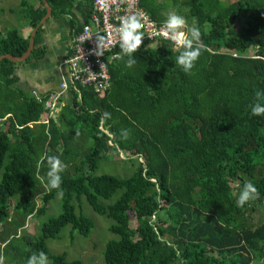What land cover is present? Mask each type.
I'll list each match as a JSON object with an SVG mask.
<instances>
[{
  "label": "trees",
  "instance_id": "16d2710c",
  "mask_svg": "<svg viewBox=\"0 0 264 264\" xmlns=\"http://www.w3.org/2000/svg\"><path fill=\"white\" fill-rule=\"evenodd\" d=\"M38 1L37 9L21 2L32 29L47 14L44 0ZM47 1L56 18L78 7V0ZM178 2L141 5L163 23ZM182 4L189 27L201 31L200 56L190 72L176 64L180 48L173 44L142 45L131 67L127 57L109 63L111 86L104 97L91 87L71 90L45 121L44 103L56 91L37 97L16 87L15 64L0 62L2 264L8 258L26 264L41 251L49 264H83L54 254L48 242L68 227L90 236L95 222L85 215L86 203L112 221L109 230L118 236L106 244V264H264V218H253L264 205V115L251 113L256 92L264 90V0ZM86 8L89 24L92 6ZM236 22L244 23L238 32ZM73 23L77 34L82 27ZM5 35L0 32V56L22 57L30 40L15 27ZM33 56L41 54L34 48ZM105 112L110 116L102 123ZM111 152L134 173L97 175ZM45 155L65 164L59 189L39 178L47 171ZM246 181L259 195L239 207ZM58 196L61 213L40 223L37 235L25 232L28 220L45 215Z\"/></svg>",
  "mask_w": 264,
  "mask_h": 264
},
{
  "label": "built area",
  "instance_id": "2783aa9c",
  "mask_svg": "<svg viewBox=\"0 0 264 264\" xmlns=\"http://www.w3.org/2000/svg\"><path fill=\"white\" fill-rule=\"evenodd\" d=\"M141 0H92L93 14L96 26L101 27V31L91 32L89 27L85 28L84 33H80L73 41L71 54L64 61V66L68 67V80H64L60 89L52 93L44 103L48 111V117H53L62 95L73 87L76 91L79 85L92 88L99 97H104L108 91L109 82V63L119 58L120 49L118 45L117 28L120 18L128 14H144L141 31L145 36L142 37V45H155L164 40H169L159 34L162 26L151 19L150 15L140 7ZM186 33L185 27L181 29ZM98 36H104L105 40L99 44ZM171 42V41H169ZM172 43V42H171ZM175 49L179 47L174 46ZM47 117V118H48Z\"/></svg>",
  "mask_w": 264,
  "mask_h": 264
},
{
  "label": "clouds",
  "instance_id": "9594fccd",
  "mask_svg": "<svg viewBox=\"0 0 264 264\" xmlns=\"http://www.w3.org/2000/svg\"><path fill=\"white\" fill-rule=\"evenodd\" d=\"M143 20V13L128 14L120 18V24L117 28L119 55L121 58L127 57L125 63L128 67L136 63L134 54L142 44V37L145 36L144 32L141 31L144 27ZM185 25L186 19L184 16L170 12L164 20L159 34L169 39L174 46L180 48L175 62L184 72H190L200 56L199 41L201 31L194 24L185 33L181 31ZM97 39L103 42L105 37L98 36ZM194 42L196 43L195 47L193 46ZM256 97L257 100L251 105V113L253 115H264V104L259 102L260 98L264 97V90L257 91ZM109 116L110 113L105 112L101 117V122L103 123L104 119ZM122 134L126 138L128 135L127 130H123ZM42 159L47 161V171L39 177L40 180L49 189H59L62 183L61 173L65 168V164L55 155H45ZM258 195L255 184L251 181H246L239 192L236 204L239 207H243L247 201L256 198ZM0 264H2V260H0ZM26 264H49L48 256L43 251L33 253L27 258Z\"/></svg>",
  "mask_w": 264,
  "mask_h": 264
},
{
  "label": "crops",
  "instance_id": "0c3cea01",
  "mask_svg": "<svg viewBox=\"0 0 264 264\" xmlns=\"http://www.w3.org/2000/svg\"><path fill=\"white\" fill-rule=\"evenodd\" d=\"M3 1L4 0H0V32H2V36L5 37V30H9L7 29L8 26L5 22V16L7 14L13 15L16 8L14 9L9 5L6 6L5 4H1ZM171 1L172 0H169V2ZM21 2L22 0L18 2L21 8L20 10L23 9ZM44 2L45 0L43 1L45 6ZM158 2L161 3L163 0H158ZM31 3H34L33 6H35L36 9L40 7L38 0H31ZM76 5L78 7L73 10V15L71 13V15L57 18L51 16L41 26L40 23L39 27H37L38 31L40 30L39 36L38 31L34 33L36 28L32 29L29 26V22L24 19L26 25L20 27V34L22 37L29 40H31V37L34 35V48L41 56L39 58L35 56L31 57V53L29 56V58L31 57L30 60L28 58L20 63L13 62L18 77L16 87L28 92H33L37 96H47L49 93L57 91L60 84L68 78V72L63 61L70 55V43L76 33V26L73 20L78 22L77 26L80 28L84 25H88L84 22L83 12H86V7H91V1L78 0ZM140 7L144 9L141 3ZM144 10L146 11V9ZM67 93L68 92H65L64 95Z\"/></svg>",
  "mask_w": 264,
  "mask_h": 264
},
{
  "label": "rangeland",
  "instance_id": "374dc122",
  "mask_svg": "<svg viewBox=\"0 0 264 264\" xmlns=\"http://www.w3.org/2000/svg\"><path fill=\"white\" fill-rule=\"evenodd\" d=\"M169 1V0H168ZM186 0H179V2L175 6H171L166 13L175 12L179 15L184 16L186 12V8L183 7V2ZM232 2L236 0H231ZM19 0H4L1 4L9 5L12 8H16V11L13 15H6L5 22L8 26L7 29L18 28L21 31V26L26 25L22 17V10L18 4ZM30 5L31 0H28ZM1 18V16H0ZM189 23L186 20L185 28H189ZM237 32L243 28V22H236ZM207 29H209L207 27ZM252 55L255 54L254 51L251 52ZM48 111L44 106V114L42 116L43 121L47 120ZM7 127L4 128L6 130ZM114 154L111 152L110 157L107 160H104L100 163L99 169L97 170V175H112L116 177H127L134 173L133 167L130 163H126L123 159H117ZM123 158V157H122ZM1 177V175H0ZM235 187L234 184H232ZM62 198L58 196L47 206V213L43 216L37 217L34 216L30 218L27 222V226L25 228V232L31 235H37L40 229V223L47 222L50 217H55L59 215L62 211L61 208ZM41 202L39 201V206H41ZM85 215L89 218L93 219L95 222V228L91 232L89 237H84L76 232V234L71 233V228L68 227L63 231L61 236L58 239L50 240L48 242V246L51 252L54 254H62L67 253L69 260L79 259L83 262V264H106L103 258V252L105 250L106 244L112 240L117 239L118 236L114 235L110 232L109 228L112 224L108 218L104 216H100L96 214L93 209L86 203L84 204ZM255 221H260L264 218V205L256 214L253 216ZM137 222L132 219L131 227L136 228ZM0 230H2V226L0 225ZM3 264H13L12 258H8L4 261Z\"/></svg>",
  "mask_w": 264,
  "mask_h": 264
},
{
  "label": "bare ground",
  "instance_id": "6f19581e",
  "mask_svg": "<svg viewBox=\"0 0 264 264\" xmlns=\"http://www.w3.org/2000/svg\"><path fill=\"white\" fill-rule=\"evenodd\" d=\"M91 1V6H92V0H90ZM142 1V0H141ZM141 1H140V3H141ZM148 13V12H147ZM92 14H93V6H92ZM151 17V16H150ZM151 19L154 21V19L151 17ZM156 24H157V26H162L163 25V23H158V22H156V21H154ZM39 26V25H38ZM86 27H89L90 28V30H91V32H98V31H101V27H97L96 26V23H95V21H94V19L92 18V15H91V17H90V23L88 24V25H84V26H82V29H81V31L79 32V33H77V34H75L74 35V37L72 38V41H71V43H70V49H69V54H71V46H72V44H73V41H74V39L80 34V33H84V31H85V28ZM186 30H187V28H185ZM188 32V30L186 31V33ZM165 42H169L170 40H164ZM99 44H101V43H103V42H98ZM169 43H171V42H169ZM172 44V43H171ZM68 57V56H67ZM67 57L65 58V60L67 59ZM121 57V56H120ZM116 59H118V58H116ZM115 59V60H116ZM64 60V61H65ZM64 61H63V64H64ZM112 62V61H111ZM110 62V63H111ZM66 68H68L67 66H66ZM109 73H110V71H109ZM109 77H110V79H109V82H110V85H109V88H110V86H111V75H109ZM68 78H69V76H68ZM68 78L67 79H65V80H68ZM62 84V83H61ZM60 84V85H61ZM81 87H87V86H84V85H79L78 86V88H77V91L73 88V87H70L66 92H69V91H71V90H74V91H76V93L77 94H79V88H81ZM89 87H92V88H94L93 86H89ZM109 88H108V90H109ZM59 89H60V87H59ZM58 89V90H59ZM57 90V91H58ZM35 96H37L36 94H34ZM38 97V96H37Z\"/></svg>",
  "mask_w": 264,
  "mask_h": 264
},
{
  "label": "water",
  "instance_id": "95a60500",
  "mask_svg": "<svg viewBox=\"0 0 264 264\" xmlns=\"http://www.w3.org/2000/svg\"><path fill=\"white\" fill-rule=\"evenodd\" d=\"M45 6H46V9H47V14L46 16L44 17V19L41 21V24H44L45 21L52 16V7L48 4V2L45 0ZM39 27V26H38ZM38 31V29L36 28L34 33H36ZM34 48V35L31 37V40H30V44H29V48L27 50V52L20 58H16V57H13L12 55H2L0 56V62L3 61L4 59H8L12 62H17V63H20V62H23L25 60H27L30 56V54L32 53V50Z\"/></svg>",
  "mask_w": 264,
  "mask_h": 264
}]
</instances>
